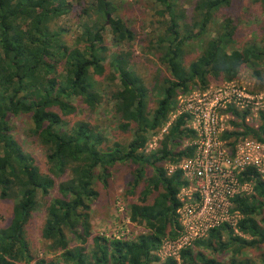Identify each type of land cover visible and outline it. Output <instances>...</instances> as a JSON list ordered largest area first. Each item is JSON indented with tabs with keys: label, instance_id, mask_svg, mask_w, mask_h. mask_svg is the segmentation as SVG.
<instances>
[{
	"label": "trees",
	"instance_id": "trees-1",
	"mask_svg": "<svg viewBox=\"0 0 264 264\" xmlns=\"http://www.w3.org/2000/svg\"><path fill=\"white\" fill-rule=\"evenodd\" d=\"M181 1L179 6L178 0H154L152 8L163 20L152 45L167 74L163 77L154 66V73L149 70L150 61L137 59L135 43L147 39L140 38L131 21L106 18L114 12L110 0L93 1L104 22L84 24L71 45L64 38L70 30L53 24L77 15L76 0H0V204L12 205L10 220L0 225V264H160L155 254L163 240L179 235L178 195L187 186L180 171L169 175L165 165L193 156L191 149L181 148L194 133L179 118L162 149L146 154L150 135L165 128L177 97L196 85L206 90L213 80L232 81L249 66L264 88L258 69L264 64V30L242 45L247 32L237 22L243 0ZM82 13L89 15L86 9ZM109 32L117 51L107 46ZM194 44L198 52L188 58L187 48ZM94 76L104 92L110 90L108 82L113 84L114 119L121 133H131L128 142L111 143L88 121L72 120L82 113L79 104L92 113L100 106ZM147 76L154 80L151 88ZM20 116L29 119V138L44 151L45 173L14 137L13 120ZM261 116L259 130L247 128L245 136L264 144ZM249 172L256 194L235 202L243 216L240 236L221 227L182 254L186 263L226 264L216 257L233 246H264V181L255 170ZM114 184L115 193L123 191L121 199L129 203V221L144 227L145 234L131 240L94 235L93 207L102 188ZM44 204L41 236L50 258L36 255L28 233Z\"/></svg>",
	"mask_w": 264,
	"mask_h": 264
},
{
	"label": "built area",
	"instance_id": "built-area-1",
	"mask_svg": "<svg viewBox=\"0 0 264 264\" xmlns=\"http://www.w3.org/2000/svg\"><path fill=\"white\" fill-rule=\"evenodd\" d=\"M228 115H234L239 124H228ZM261 115L264 97L235 83L177 97L164 133L183 118L185 129L194 137L181 150L191 149L193 156L166 168L169 175L180 171L187 186L178 195L179 235L163 240L155 254L160 264H180L184 252L221 227L228 226L240 236L238 224L243 216L235 202L256 194L255 183L248 181L249 171L255 170L264 181V144L245 136L247 128L258 130L255 123ZM233 133L239 136L233 138Z\"/></svg>",
	"mask_w": 264,
	"mask_h": 264
},
{
	"label": "rangeland",
	"instance_id": "rangeland-1",
	"mask_svg": "<svg viewBox=\"0 0 264 264\" xmlns=\"http://www.w3.org/2000/svg\"><path fill=\"white\" fill-rule=\"evenodd\" d=\"M94 0H76L77 6V15L75 17H65L61 19V21H57L55 27L64 26L69 29V33L65 35V42L68 45H71L73 40L76 37V34L84 24H95L97 21L102 25L104 19L97 15L95 8H93ZM113 4L114 12L113 14H109V20L117 19L118 17H124L126 21H131V27L134 28L140 34V38L147 39L146 43H135L134 52L136 53L137 59L141 61L148 62L150 61V68L152 70V66L159 69L162 72L159 74L157 72V76L161 75L163 77H167L165 69L162 68L159 64L157 54L153 51V39L156 37V34L160 32V23L163 20H159L158 17L154 15V10H152L154 6V0H110ZM182 1L178 0L177 4L181 6ZM87 10L89 15H85L82 13L83 10ZM241 14L240 20L237 22L243 27L247 36L242 40V45L249 43L251 40H255L259 38L264 30V7L261 4V0H243L240 5ZM106 16V18L108 19ZM226 18H230L229 15ZM58 24V25H57ZM109 23L107 22V31H110ZM107 35L106 42L107 46L111 51H117L118 48L113 46L112 44V36L109 32ZM196 52H198L197 44H194L190 50L187 48L188 58H193L196 56ZM156 65H154V64ZM158 65V66H157ZM262 72V76L264 77V64L260 65L258 68ZM152 72H149L147 75L152 76ZM134 73V72H133ZM154 73V72H153ZM147 76L146 84L150 85V88L154 86V80ZM159 76V77H161ZM169 76V75H168ZM94 80L98 83L96 84V91L100 93L101 96V104L97 108L95 113L90 112L86 106L79 104L78 109L82 110V113L72 120L78 121L83 119L91 123L94 127L102 131V133L110 140L111 143L120 142L125 143L128 142L131 138V133H121L117 128V123L114 119V111L116 109V103L110 96L112 91L115 89L111 84L110 90L106 92L103 91V88L100 86L98 79L94 76ZM235 83L245 88L248 92L255 95H262L264 97V88L261 89L262 82L255 77L253 69L251 67L244 66L235 79L232 81L227 80H213L210 84V88H217L224 84ZM119 86V82L117 83ZM202 90L199 86L192 87L191 91L187 92L188 94L197 93L199 91H207ZM113 89V90H112ZM103 92V93H102ZM76 103V102H75ZM74 103V104H75ZM175 110V109H174ZM228 124H239L238 119L234 115L225 116ZM177 122V120H176ZM175 122V123H176ZM115 123V124H114ZM174 123V124H175ZM13 124L16 127L14 131L15 139L21 144L24 145V150L32 155L35 161L38 163L40 169L45 173L47 170V160L44 156L43 149L36 143L33 142L31 138H29V130H30V122L27 117L20 116L13 120ZM254 124V123H253ZM115 125V126H114ZM262 125V116H260L255 126L259 130ZM234 126V125H233ZM236 127L234 126V129ZM165 129V128H164ZM164 129L159 131L155 135H150L146 146L145 153L151 154L159 149H162V144L164 142V136L167 133H164ZM254 130V131H258ZM256 141V138L252 137ZM259 142V141H258ZM260 143V142H259ZM184 144L182 145V147ZM169 163L165 165V167H169ZM100 188V187H99ZM117 185H113L110 189L101 190V200L93 207L92 212V225H93V233L94 235L104 236L107 238H121L122 240H128L130 237L143 235L147 232V230L142 226H136L134 224H128V215L125 209L128 207V201L125 199H121V195L123 191H119L115 193V189ZM53 196L50 197L49 202L52 200ZM47 205L44 204L40 206V209L34 215V221L31 224V228L28 229L30 243L32 246V250L39 255L40 258L48 257L50 258L51 254L48 250V244L44 241L41 236V230L45 223L44 212ZM12 215V205L10 203H1L0 204V225L9 221ZM263 217V216H262ZM260 217L259 219H261ZM248 239V238H247ZM250 240V239H248ZM209 256L212 257L211 253L208 252ZM221 261H224L226 264H230L233 260L245 262L250 260L253 264H263L264 262V246H258L254 248H244L237 249V246H233L232 250L228 253L219 255L216 257ZM183 257L181 256L180 264H188L184 263ZM223 262V263H224Z\"/></svg>",
	"mask_w": 264,
	"mask_h": 264
},
{
	"label": "water",
	"instance_id": "water-1",
	"mask_svg": "<svg viewBox=\"0 0 264 264\" xmlns=\"http://www.w3.org/2000/svg\"><path fill=\"white\" fill-rule=\"evenodd\" d=\"M108 19H109V17H108Z\"/></svg>",
	"mask_w": 264,
	"mask_h": 264
}]
</instances>
